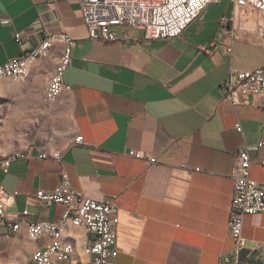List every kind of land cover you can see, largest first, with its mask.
<instances>
[{
  "label": "crops",
  "instance_id": "obj_1",
  "mask_svg": "<svg viewBox=\"0 0 264 264\" xmlns=\"http://www.w3.org/2000/svg\"><path fill=\"white\" fill-rule=\"evenodd\" d=\"M115 31L111 41L90 37L80 0H0V65L46 32L75 39L64 74L71 88L55 103L47 93L62 40L31 59L21 79L0 78V160L24 155L0 169V184L15 194L10 219L29 210L13 235L0 238V264H30L50 245V236H29L27 222L60 219L65 206L44 205L36 193L55 189L63 172L86 196L116 203V264H220L233 248V173L239 151L264 140V94L236 103L223 83L233 70L264 66V14L221 0L177 38L148 40L128 25ZM252 157L251 177L264 183V147ZM243 235L242 257L264 264V212L245 215ZM92 242L72 225L55 238L70 249L67 264H90Z\"/></svg>",
  "mask_w": 264,
  "mask_h": 264
},
{
  "label": "built area",
  "instance_id": "obj_2",
  "mask_svg": "<svg viewBox=\"0 0 264 264\" xmlns=\"http://www.w3.org/2000/svg\"><path fill=\"white\" fill-rule=\"evenodd\" d=\"M221 0H80L82 18L92 38L105 41L115 40V27L128 25L141 27L144 37L148 40L177 38L195 21L201 13L213 3ZM236 6H250L264 14V0H231ZM53 32H46L39 45H46V36ZM71 42V54L67 56L68 66L72 59V50L75 45L74 37L68 32ZM17 41L21 44L22 34L15 33ZM230 37H235V31H230ZM33 49H25L20 54L0 65V70L19 69L21 58L27 53H34ZM68 68V67H67ZM65 69V71L67 70ZM54 74L56 77L55 90L60 87L71 86L65 81L64 74ZM230 79L223 83L227 97L234 102L242 98L248 103L249 98L264 94V66L254 70H233ZM55 95H51V103H55ZM236 128L242 131L237 123ZM82 143L83 136L76 138ZM264 147V140L255 145L245 147L238 153V162L234 169L235 188L230 205L229 232L233 238V248L225 253L220 264H263L252 262L242 257L247 248V239L243 235L244 217L247 214L264 212V183L251 177L253 163L252 153ZM131 155L143 159L148 165L156 162V157L144 154L141 151H131ZM23 154H13L10 158L0 160V169H4L16 158ZM55 156H60L56 153ZM42 158H48L46 154ZM72 184L67 172H63L59 185L47 191L43 188L36 193V199L47 206L62 204L65 210L57 221L27 222L33 226V239L50 236V245L34 254L30 264H67L70 255L68 250H60L55 245V231L63 225L84 227L93 235V242L89 244L92 249V264H116L118 257V226L120 218L117 214V205L114 201H100L86 196L77 188L75 193H67L66 185ZM15 194L0 184V232L14 231L18 223H23L29 210L22 212L21 218L12 220L7 215L8 208L14 202ZM39 222H47L48 230L38 232Z\"/></svg>",
  "mask_w": 264,
  "mask_h": 264
},
{
  "label": "bare ground",
  "instance_id": "obj_3",
  "mask_svg": "<svg viewBox=\"0 0 264 264\" xmlns=\"http://www.w3.org/2000/svg\"><path fill=\"white\" fill-rule=\"evenodd\" d=\"M57 40H62L65 43L64 51L61 55L59 65L55 73V74H62L65 71V69L68 67L67 56L71 54L70 37L67 35V33H50L48 34V36H46V45H38V48L36 51H34V53H27L24 57H22L20 61V68L18 70L17 69L0 70V78L8 77L14 80L21 79L28 70L30 60L45 54L52 47L54 42ZM55 87H56V77L54 75L51 79L47 93L49 101H51V95H55V98L57 99L59 93L65 88V87H60L55 90ZM11 156L7 158H10ZM66 192L75 193V188L73 187L72 184L66 185ZM20 226L21 223H18L14 231L0 232V238L10 237L20 228ZM66 226L67 225H63L62 227L57 228V230L55 231V238L59 239L62 236ZM47 230H48V223L39 222L38 232H46ZM28 233L29 236L33 237V226H31L30 224L28 228ZM57 247L60 250H68L70 252L69 248H60L58 245ZM85 252L90 255L91 257L90 264H92V249L89 245L85 247Z\"/></svg>",
  "mask_w": 264,
  "mask_h": 264
},
{
  "label": "clouds",
  "instance_id": "obj_4",
  "mask_svg": "<svg viewBox=\"0 0 264 264\" xmlns=\"http://www.w3.org/2000/svg\"><path fill=\"white\" fill-rule=\"evenodd\" d=\"M15 255H17V256H22V255H23V250L18 249V250L16 251Z\"/></svg>",
  "mask_w": 264,
  "mask_h": 264
}]
</instances>
